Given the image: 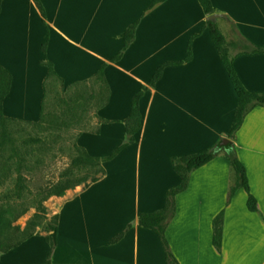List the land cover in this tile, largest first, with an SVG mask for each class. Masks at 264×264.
<instances>
[{
  "label": "crops",
  "instance_id": "obj_1",
  "mask_svg": "<svg viewBox=\"0 0 264 264\" xmlns=\"http://www.w3.org/2000/svg\"><path fill=\"white\" fill-rule=\"evenodd\" d=\"M2 0L0 67L11 76L2 101L6 118L35 123L52 64L65 89L89 84L103 72L96 132L76 145L101 161L104 176L66 194L57 216L50 264H166L156 234L139 226L141 214L160 210L180 183L170 158L198 153L224 139L236 96L222 67L197 0ZM223 17L215 23L228 41L233 69L244 88L264 94V53L244 52L240 39L264 49V0H209ZM136 23L134 39L124 34ZM190 47V59L187 46ZM42 46H45L44 52ZM161 75L151 86L153 75ZM139 129L126 141L125 121L138 92ZM226 139V138H225ZM257 212L237 189L219 156L191 173L165 236L179 264H264V107L253 108L233 141ZM223 211L221 248L212 245V221ZM119 234L122 237L111 242ZM39 250V251H38ZM49 247L32 236L0 257V264H46Z\"/></svg>",
  "mask_w": 264,
  "mask_h": 264
},
{
  "label": "trees",
  "instance_id": "obj_2",
  "mask_svg": "<svg viewBox=\"0 0 264 264\" xmlns=\"http://www.w3.org/2000/svg\"><path fill=\"white\" fill-rule=\"evenodd\" d=\"M0 0V4H1ZM165 0H153L150 6H153L157 3L163 2ZM201 10L204 15L209 16L215 12L214 8L211 5L209 0H197ZM35 4L41 9L38 0H34ZM136 23L132 24L128 27L124 34V46L126 47L128 44L132 42L134 39V33L136 29ZM206 27L208 30V34L210 40L219 55L222 67L226 73V76L232 86V89L236 96V108L233 116V120L231 126L229 128L228 133L225 138L228 142L225 145H221L222 139H220L215 146L209 148L207 150L185 155V156H173L170 158V164L173 171L180 177V183L176 186L169 188L166 192V201L165 205L158 211L149 214H141L138 218V224L140 227L144 229H148L154 232L157 238L160 241L162 246L165 263L166 264H179L175 257L173 256L169 244L166 240L165 232L169 222L174 218L176 211V197L187 190L189 184V178L192 172L202 168L215 158L221 156L226 159L229 163V166L233 172L234 182L232 187L228 193V201L234 194L237 189H242L247 195L246 207L250 212H257L256 200L250 193L248 187V181L246 176V171L244 166L240 163V161L236 157L235 148H234V138L236 132L240 129L245 116L255 107H264V94H255L247 91L240 80L238 79L233 66H232V56L230 55V47L231 45L225 41L224 36L220 32L219 28L215 21H207ZM240 47L244 52L249 53H264V49L256 46H252L251 44L245 42L240 39L238 42ZM45 46H42V51L44 52ZM187 57L186 60L190 59V47L189 44L187 46ZM42 65L47 69V75L44 82V97L46 93V86L48 80H56L62 84V80L56 75L53 66L48 61H42ZM162 67H160L155 74L153 75L152 81L150 85L153 86L155 81H157L161 75ZM94 78L100 80V83L103 82V72L99 70ZM93 78V79H94ZM92 79V80H93ZM91 80V81H92ZM11 82L10 74L0 67V125L3 127L6 123H27L32 126H38L43 119V110L44 104L41 106V115L37 122H25L16 119L6 118L2 115V101L4 97L8 94L9 87ZM83 86L86 83L81 84ZM142 91L135 94L132 103H131V111L128 119L125 121V133H126V141L119 148H123L126 145H129L133 142V135L139 129L140 115L138 111V100L142 95ZM44 103V102H43ZM32 143H37V140H34ZM74 151L77 153V158L74 159L71 163V166L66 169L62 174L59 175L57 181L49 186V188L45 190H41L40 192H46L45 194L50 195L54 194L56 196L64 195L66 190L72 189L78 186L80 183L72 182V177L74 175L73 168L75 166H82L87 170H95L98 172L97 176L90 177L89 181H83V189L89 187V185L97 182L100 178L104 176V169L102 168L101 161L90 157L82 148L78 147L76 144L73 146ZM89 171V170H88ZM14 193L17 197H21V195L28 191L29 189L25 186L21 178H17L14 184ZM2 219V214H0V220ZM57 216H53L52 220L49 224H46L44 227L47 235L44 237V241L49 247V252L46 258V264H50V257L52 251L56 246V234H57ZM38 216L34 217L32 221L27 223V225L20 230L17 227H14L10 230H7L3 235L0 236V254L3 255L18 247L21 243L26 241L27 239L34 236L36 227L38 223ZM222 226H223V211L218 213L213 221H212V245L219 252L221 248V240H222ZM122 237V234H119L116 238L111 240V242H115Z\"/></svg>",
  "mask_w": 264,
  "mask_h": 264
},
{
  "label": "rangeland",
  "instance_id": "obj_3",
  "mask_svg": "<svg viewBox=\"0 0 264 264\" xmlns=\"http://www.w3.org/2000/svg\"><path fill=\"white\" fill-rule=\"evenodd\" d=\"M224 24L228 28L227 42L235 41L233 28ZM102 91L96 78L85 86L68 89L56 80H48L40 125L16 122L0 125V236L14 227L22 230L38 216L34 236L45 237L44 227L51 222L66 194L80 191L84 180L88 182L98 175L95 170L75 166L72 182H79L78 186L66 190L62 196L40 192L55 183L78 157L73 149L77 136L97 131L95 111L101 104ZM34 140L37 143H32ZM17 178L29 189L21 197L13 191ZM233 182L234 177L232 185Z\"/></svg>",
  "mask_w": 264,
  "mask_h": 264
},
{
  "label": "water",
  "instance_id": "obj_4",
  "mask_svg": "<svg viewBox=\"0 0 264 264\" xmlns=\"http://www.w3.org/2000/svg\"><path fill=\"white\" fill-rule=\"evenodd\" d=\"M220 17H223V15L222 14H211V15L206 17V20L207 21H215L217 18H220ZM227 142H228V140L224 138V139H222L220 144L225 145Z\"/></svg>",
  "mask_w": 264,
  "mask_h": 264
}]
</instances>
